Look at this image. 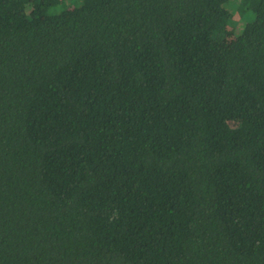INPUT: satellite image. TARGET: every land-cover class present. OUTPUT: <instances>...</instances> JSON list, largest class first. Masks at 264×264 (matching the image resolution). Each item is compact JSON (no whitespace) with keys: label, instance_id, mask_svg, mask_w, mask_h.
<instances>
[{"label":"trees","instance_id":"16d2710c","mask_svg":"<svg viewBox=\"0 0 264 264\" xmlns=\"http://www.w3.org/2000/svg\"><path fill=\"white\" fill-rule=\"evenodd\" d=\"M0 264H264V0H0Z\"/></svg>","mask_w":264,"mask_h":264},{"label":"rangeland","instance_id":"374dc122","mask_svg":"<svg viewBox=\"0 0 264 264\" xmlns=\"http://www.w3.org/2000/svg\"><path fill=\"white\" fill-rule=\"evenodd\" d=\"M234 40V34H233V30L232 29H230L229 30V33H228V35H227V42H232Z\"/></svg>","mask_w":264,"mask_h":264}]
</instances>
